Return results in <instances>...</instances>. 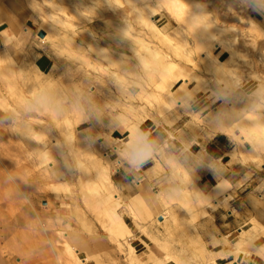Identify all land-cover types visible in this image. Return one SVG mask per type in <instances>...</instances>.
<instances>
[{
  "label": "rangeland",
  "instance_id": "1",
  "mask_svg": "<svg viewBox=\"0 0 264 264\" xmlns=\"http://www.w3.org/2000/svg\"><path fill=\"white\" fill-rule=\"evenodd\" d=\"M9 1L16 13L15 27L12 23L6 29L0 27V256L13 264H129L125 258L128 244L136 242L116 222L129 227L132 219L139 231L161 248L134 249L141 264H156L153 254L163 264L213 261L194 239V225L207 210L221 204L227 207L237 185L231 188L227 181L229 194L219 198L222 202L211 203L208 192H202L178 162L180 170L169 168L149 186L160 203L158 211H151L144 209L140 199L125 198L120 192L119 199L106 198L97 177L110 171L113 178L120 157L130 159L132 152L127 135L115 146L117 154L109 156L105 144L115 140L107 130L138 123L151 111L165 114L175 107L176 103L167 106L173 99L177 102L175 95L186 101L184 91L192 82L190 75L201 77L208 88L213 80L216 88L211 94L226 96L216 79L220 66L216 72L212 70L217 61H225L213 54L217 46L234 53L229 51L226 59L236 70L230 93L245 83L247 97L255 99L253 111L264 98V20L257 15L259 22H255L261 29L249 32L248 12L255 8L264 14V0H195L205 18L223 28L216 36L208 35V40L234 41L228 49L204 43L202 59L195 54L193 40L206 28L197 20V7H190L192 0ZM143 15H150V22ZM141 16L146 19L144 25ZM145 25H157L160 38L151 44L161 57L158 52L148 54L131 38L143 36L140 27ZM39 31H44L43 37L38 36ZM204 35L207 38V32ZM172 37L176 38L169 44L167 38ZM34 40L47 45L55 60L46 75L33 69L26 54ZM186 50L192 51V58ZM108 51L115 55L106 60L100 53ZM116 51L122 52L123 58L121 53L117 57ZM234 129L238 135L233 134ZM229 132L237 142L232 158L259 169L264 163V128L255 119H240ZM94 153L100 155L105 168L97 164ZM249 177L247 173L238 185ZM159 214L164 220L158 221ZM153 229L160 236H153Z\"/></svg>",
  "mask_w": 264,
  "mask_h": 264
},
{
  "label": "crops",
  "instance_id": "2",
  "mask_svg": "<svg viewBox=\"0 0 264 264\" xmlns=\"http://www.w3.org/2000/svg\"><path fill=\"white\" fill-rule=\"evenodd\" d=\"M252 10L248 12L251 19L259 22V15L264 20V14L255 8ZM15 16L10 1L0 0L1 30L8 28L10 23L15 27ZM159 19L160 17L157 20ZM167 24L168 22L165 23ZM26 54L31 57L36 72L43 75L51 72L55 60L48 46L42 41L34 40L30 43ZM213 54L219 60L229 58L228 52L219 46L215 47ZM182 81L180 80V83ZM194 84L192 81L188 86ZM208 86L210 91L216 88L213 80H210ZM132 88L131 86L129 93L133 95ZM246 89L243 83L232 93L225 92L224 97H215L209 90L198 91L186 105L176 104L163 114L164 116L159 115L157 110L151 111L138 123L147 147L151 149L150 156L142 164H132L129 159L120 157L112 178L123 197H132L139 192L138 185L142 184L143 179L145 182L142 185L154 186L169 170L166 159L173 155L185 166L202 192H208L222 179L229 181L231 188L237 185L235 190L230 192L232 199L227 207L221 204L207 210V214L194 225V239H197L201 249H205L206 256L214 259L215 264H264V258L253 252L246 251L247 254L244 251V255L240 252L236 256L233 253V243L237 241L241 230L250 228L253 219L264 224V163L256 169L252 163L234 160L230 154L237 142L229 129L245 113L251 111L255 103L254 98L247 97ZM187 111H191L190 114ZM126 130L118 125L107 130L109 138L115 140L105 144L109 156L117 154L115 146L127 138ZM233 134L238 135V130L234 129ZM247 173H250V177L238 185ZM127 224L136 242L134 249H161L153 243L147 233L139 231L132 219ZM151 232L153 236H160L154 229ZM262 244L264 235H259L253 240L255 247ZM174 249H181V246H175ZM153 256L156 257L155 254ZM0 264L13 263L0 256Z\"/></svg>",
  "mask_w": 264,
  "mask_h": 264
},
{
  "label": "bare ground",
  "instance_id": "3",
  "mask_svg": "<svg viewBox=\"0 0 264 264\" xmlns=\"http://www.w3.org/2000/svg\"><path fill=\"white\" fill-rule=\"evenodd\" d=\"M118 2H119V0H117ZM188 2V1H187ZM190 2V1H189ZM198 2V1H197ZM195 0L193 1H191L190 2V7H191V9H193V7H197V8H195V10H199L198 12H196L195 10H194V12L195 13H198V15H196V17H197V20L198 19H200L201 20V25H203V26H205L204 27V29L206 28V31L204 30V32L202 33L203 34V37H201L202 36V34L201 33H198V35L199 34H201V36L199 37V36H196V37H194V39L195 40H193L194 42H195V45H196V48H195V45L193 46L194 47V50L196 49V55H198V56H200L201 57V59L202 58H205V56H204V51H203V49H201V46L202 45H204V43H209V44H213V45H225L226 47H227V49L229 48V46H230V44L232 43V42H234V41H232V42H230V43H228V44H226L224 41H217V42H211L212 40L210 39V41L208 40L210 37H212V36H216L217 34H219L220 32H222V27H220V26H217L216 24H214L211 20H209V18L207 17V18H205V16H204V14H202V7H201V5H200V3H197ZM70 3V2H69ZM73 3V2H72ZM79 3H80V0H79ZM121 3V2H120ZM57 4V3H56ZM74 5H75V3H73ZM72 4V5H73ZM127 4V3H126ZM131 4H133L132 2H131ZM77 5V4H76ZM79 5L80 4H78L77 6L79 7ZM194 5V6H193ZM58 6V5H57ZM66 6V5H65ZM69 6H71V4L69 5ZM83 6V5H82ZM133 6V5H132ZM140 5H138L137 7V9H138V12H139V10L142 8V6H141V8L139 7ZM63 7V6H62ZM67 8H68V4H67V6H66ZM81 7V6H80ZM79 7V8H80ZM205 7V6H204ZM66 8V9H67ZM72 7H70V9H71ZM85 8V7H84ZM87 8V7H86ZM94 8V7H93ZM108 8V7H107ZM199 8V9H198ZM75 9H78V8H75ZM74 9V10H75ZM109 9V8H108ZM169 9L171 10V9H173L172 7H169ZM174 9H176V8H174ZM72 10V9H71ZM112 10V9H111ZM110 10V11H111ZM77 10H75L74 12H76ZM80 11V10H79ZM106 11H107V9H106ZM141 11V10H140ZM145 11V10H144ZM193 11V10H192ZM62 12V11H61ZM142 12V11H141ZM140 12V14L142 15V13ZM146 12H148V11H146ZM63 13H65L64 11H63ZM68 13V12H67ZM135 13H137V12H135ZM154 13V12H153ZM84 14V13H83ZM147 14V13H146ZM155 14V13H154ZM85 15H87V14H85ZM148 15V14H147ZM208 15V14H207ZM68 16V15H67ZM70 16H72L71 15V13H70ZM136 16H137V14H136ZM140 16V15H139ZM150 16V15H149ZM149 16H148V18H149ZM194 16H195V14H194ZM138 17V16H137ZM145 16L143 15V18H144ZM172 17V16H171ZM195 17V18H196ZM71 18V17H70ZM141 18H142V16H141ZM142 18V20L140 19V22H142L143 24L142 25H144V22L143 21H146V19H148L147 18V16L145 17L146 19L144 20ZM174 18V17H173ZM135 19H136V17H135ZM177 19H178V17H177ZM137 20V19H136ZM149 20V22H150V19H148ZM196 20V21H197ZM246 20V19H245ZM249 21V20H248ZM200 22V21H199ZM139 23V22H138ZM198 23V22H197ZM250 25H249V27H248V29H249V32H251L253 29H261L260 27H259V25L253 20V19H250ZM146 24V23H145ZM140 25V24H139ZM153 25H155V23L153 24ZM182 25V24H181ZM200 25V26H201ZM72 26V25H71ZM146 26V25H145ZM145 26H143V27H145ZM157 26V25H156ZM156 26H146L147 28H145V29H143V27L141 28L140 27V29L142 30V33H143V36L141 35V36H135V35H130L131 36V38L132 39H134V40H136V41H138L140 44H142V46H143V48H144V51L145 52H147L148 54L150 53V54H152V53H157V54H159V50H158V48H155V46H153V44H151L152 42H153V40L156 38V40H157V38L160 36V31L158 30V28L156 27ZM203 26H202V28H203ZM201 28V27H200ZM185 30V29H184ZM202 31H203V29H202ZM201 31V32H202ZM205 32H207V38H205L204 39V33ZM223 32H224V30H223ZM248 32V30H247V33H249ZM162 33V32H161ZM225 33V32H224ZM163 35V34H162ZM165 35V34H164ZM167 35V34H166ZM175 35V34H174ZM188 35H189V33H188ZM208 35L210 36V37H208ZM224 35V34H223ZM177 36V35H176ZM180 36V35H179ZM195 36V35H194ZM220 36V35H219ZM147 37V39H145ZM160 38V37H159ZM176 38V37H175ZM174 37H172V38H167V40H168V42H169V44H173V42L172 43H170L171 41H172V39H175ZM221 38H222V36H221ZM178 39V38H177ZM179 39H180V37H179ZM212 39H216V38H212ZM224 39V38H223ZM216 40H218V39H216ZM215 40V41H216ZM132 41V40H131ZM174 41V40H173ZM155 42V41H154ZM177 42V41H176ZM179 42V41H178ZM93 43V42H92ZM157 44V43H156ZM177 44V43H176ZM176 44H174V45H176ZM137 45V44H136ZM91 46V45H90ZM139 46V45H138ZM97 47H99V46H97ZM101 48V47H100ZM99 48V50L101 51V49ZM103 48V47H102ZM233 48V46L231 47V49ZM190 49V48H189ZM188 49V50H189ZM230 49V48H229ZM228 49V53L230 54V52L232 51V50H229ZM92 50V49H91ZM94 50V49H93ZM98 49H96V51H97ZM105 51H106V48L104 49ZM103 50V51H104ZM109 50V49H108ZM188 50H186V51H188ZM111 51V50H110ZM110 51H108L107 53H104V52H102V53H100V55L102 56V57H105L106 58V60H109V59H111L114 55H115V53H112V52H110ZM230 51V52H229ZM235 52L237 51V50H234ZM92 52V51H91ZM98 52V51H97ZM189 52H191L190 53V55H191V58H192V51H188V53ZM120 53H121V55H120ZM134 53V52H133ZM141 53V52H140ZM155 53V54H156ZM181 53V52H180ZM231 53H233V52H231ZM116 54H117V51H116ZM125 54V53H124ZM127 54V53H126ZM168 54V53H167ZM234 54V53H233ZM121 56V58H123L122 57V52H118V54L116 55L117 57L118 56ZM142 55V54H141ZM160 55V54H159ZM182 55H184V54H182ZM232 55V54H231ZM124 56H126V55H124ZM140 56V55H139ZM158 56V55H157ZM156 56V57H157ZM162 55H160L159 57H161ZM187 54H186V58H187ZM198 56H197V58H198ZM230 56V55H229ZM90 57V56H89ZM127 57H129V56H127ZM127 57H125V59H128ZM120 58V57H119ZM120 58V59H121ZM132 58H134L135 59V57H132ZM141 58V57H140ZM144 58V57H143ZM164 58V57H163ZM232 58V57H231ZM235 58V57H234ZM124 59V60H125ZM162 59V58H161ZM189 59V63H190V58H188ZM142 60V59H141ZM192 60V59H191ZM194 60V59H193ZM232 60V59H231ZM166 61V59L164 60V62ZM168 61H170V60H168ZM128 62V61H127ZM143 62V61H142ZM146 62V61H145ZM167 62V61H166ZM165 62V63H166ZM172 62V61H171ZM196 62V61H195ZM136 63V62H135ZM167 63H170V62H167ZM173 63H175V62H173ZM148 64V63H147ZM161 64V63H160ZM172 65H176V64H172ZM178 65V64H177ZM194 65V64H193ZM217 65V66H216ZM125 66V65H124ZM218 66H220L218 69H219V71H218V73L219 74H217V76H216V79L219 81V83L221 84V86H222V88L223 89H225L226 90V92L227 93H230L232 90H233V87H231V85H232V83H233V81L236 79L235 78V76H236V73H235V67L233 68L232 67V65L231 66H229L228 64H227V62H226V60L225 61H217L216 63H215V66H214V68L212 69L213 71L215 70V69H217L216 67H218ZM108 67V66H107ZM166 67V66H165ZM176 67V66H175ZM179 67V66H178ZM177 67V68H178ZM122 68V67H121ZM120 68V69H121ZM143 68V67H142ZM169 68V67H168ZM164 69V68H163ZM167 69V68H166ZM207 70H208V68H207ZM163 71V70H162ZM209 71H210V69H209ZM212 71H210V73H211ZM215 72H216V70H215ZM214 72V73H215ZM241 72H243V71H241ZM113 73V72H112ZM164 73V72H163ZM248 73V72H247ZM140 75V74H139ZM214 75H216V74H214ZM241 75H243V74H241ZM190 78H192V81H194L195 82V84L194 85H192L191 87H188L184 92L186 93V96H187V98H186V101H183V98L182 97H180V96H178V95H175L174 97H175V100H177V102H179L180 104H181V106H184V105H186L187 103H188V101L190 100V99H192L194 96H195V94L198 92V91H207V90H209V88L206 86V84H205V82H204V80L203 79H201V77H195V76H191L190 75ZM124 81V80H123ZM206 81V80H205ZM208 81H206V83H207ZM149 86V85H148ZM159 87H158V91H159ZM156 91V90H155ZM210 91V90H209ZM212 91V90H211ZM210 91V92H211ZM159 92H161V90L159 91ZM162 92H163V90H162ZM156 93V92H155ZM212 93V92H211ZM157 94V93H156ZM167 95V94H166ZM261 95H264V93H262ZM172 96V95H171ZM173 97V98H174ZM261 97V96H260ZM157 98V97H156ZM169 98H171V97H169ZM168 98V101H171L172 99H169ZM262 98V97H261ZM260 98V99H261ZM164 100H165V96H164ZM166 101H167V99H166ZM177 102L176 101H174V99L172 100V102H167V103H169L167 106L169 107V106H171V104H174V103H176L177 104ZM161 103V102H160ZM163 103L165 104V102L163 101ZM171 103V104H170ZM157 106V105H156ZM165 106V105H164ZM185 108V107H184ZM189 108V107H188ZM185 110V109H184ZM166 112V111H165ZM190 112L191 111H187V113H189L190 114ZM164 114V113H163ZM160 115H162L161 113H160ZM164 116V115H163ZM143 118V117H142ZM242 120H245V119H255L256 121H257V123H258V125H259V127H262V128H264V98H262V101H259V102H257L256 104H255V108L253 109V111H251V112H247V113H245V115L241 118ZM19 120V119H18ZM130 122H131V120H129ZM134 122V121H133ZM128 123V122H127ZM139 123V122H138ZM138 123H128V125L127 126H125V128L127 129L126 131L128 132V133H126L127 135H129V137H131V139L128 137L127 138V144H128V146L133 150V144H134V139H135V137H136V135L138 134V133H141L140 132V130H139V128H138ZM262 143H264V141H262ZM149 147V146H148ZM58 148H60L59 146H58ZM59 150V149H58ZM60 151V150H59ZM58 151V152H59ZM95 151V150H94ZM61 152V151H60ZM96 152H98V151H96ZM60 154H62L63 155V153H60ZM93 154V153H92ZM95 155H94V157L96 156V158H95V160L97 161V164L100 166V167H102V168H105V166L103 165V164H101L102 162H100L101 161V158H100V155L99 154H97V153H94ZM150 154H151V149L150 148H148V155L146 156V158L147 157H149L150 156ZM61 156V155H60ZM93 156V155H92ZM173 156V155H172ZM172 156H170V157H168V165H169V167L171 168V169H173L174 171L175 170H180L181 169V166H180V164L178 163V161H177V159H175V158H173ZM68 157V156H67ZM93 157V158H94ZM145 158V159H146ZM63 159V158H62ZM201 159V158H200ZM58 162V161H57ZM56 162V163H57ZM210 162H212V161H210ZM167 163V162H166ZM68 166H69V174H70V176H71V173H72V170H71V167H70V165L69 164H67ZM160 165V164H159ZM165 165H167V164H165ZM60 167V166H59ZM153 167V166H152ZM61 169V168H60ZM164 169V168H163ZM110 172V171H109ZM108 171H106L105 173H104V175H101V176H99V177H97V182H98V185H99V187H100V189L101 190H103L104 191V193L106 194V198H110V197H118V199H119V197H120V194H119V190L117 189V187H116V185H115V183H114V181H113V179L111 178V175H110V173H109ZM74 173V172H73ZM77 176V175H76ZM80 176V175H79ZM222 179V178H221ZM78 180V179H77ZM144 180V179H143ZM138 184H139V182H138ZM138 187H139V192H138V194H135L133 197H134V199H140V201H141V204H142V206L144 207V209H146V210H154V211H158V209H159V205H160V203H159V201H158V199H157V197H156V195L155 194H153L151 191H150V189H149V187L147 186V185H138ZM228 187H229V183L227 182V180L226 179H222L220 182H218V184L217 185H215V186H213L209 191H208V198L211 200V203L212 202H216V204L217 203H219V202H222V201H220L219 200V198L220 197H223V196H227L228 195ZM179 191L177 190L176 191V194H177V196L178 195H180L179 193H178ZM102 194H103V192H102ZM136 197V198H135ZM111 199V198H110ZM117 199V198H116ZM226 203V202H225ZM140 206V205H139ZM224 206V205H223ZM143 211V210H142ZM145 213H146V211H144ZM148 213V212H147ZM150 213V212H149ZM158 216V221H160L161 219H163L164 220V216L163 215H161V214H159V215H157ZM148 220V219H147ZM162 220V221H163ZM116 223H119L120 224V226H122L123 228H124V230L126 231V233L127 234H129L130 236L132 235V231H131V229L125 224V223H123V222H116ZM161 223V222H160ZM141 229V228H140ZM143 231V230H142ZM259 235H264V224H262V223H260L259 221H257V220H255V219H253L252 220V225H251V227L250 228H248V229H244V230H241V232H240V234L238 235L239 237H238V239H237V241L236 242H234L233 243V247H234V250H233V253H234V255L236 256V255H238V253H240V252H242V254L244 253V251L246 252V251H248V252H253L254 254H256V255H259L260 257H262V258H264V244H262L261 246H259V247H255V246H253V240H255L256 239V237L257 236H259ZM127 238V237H126ZM126 238H125V240H126ZM126 242V241H125ZM53 243V242H52ZM52 243H51V245H52ZM53 244H55V243H53ZM54 246V245H53ZM56 246V245H55ZM232 247V248H233ZM248 252H246L247 254H248ZM121 253H123V251L121 252ZM244 255V254H243ZM251 255V254H250ZM148 256V255H147ZM234 256V257H235ZM258 257V256H257ZM125 258H126V260L128 261V263L129 264H135V261H136V263L137 264H141L140 263V261H138L137 260V257H136V255H135V251H134V247L131 245V244H128V251L126 252V254H125ZM148 258H149V256H148ZM150 259V258H149ZM155 259H156V264H163L162 263V261L160 260V258L158 259V257H155ZM235 259H237V258H235ZM155 261V260H154ZM209 262V261H208ZM233 263V262H232ZM207 264H215V261H211V262H209V263H207ZM230 264V263H229Z\"/></svg>",
  "mask_w": 264,
  "mask_h": 264
},
{
  "label": "clouds",
  "instance_id": "4",
  "mask_svg": "<svg viewBox=\"0 0 264 264\" xmlns=\"http://www.w3.org/2000/svg\"><path fill=\"white\" fill-rule=\"evenodd\" d=\"M147 155L148 147L145 142V137L142 133H138L134 139L133 150L130 153L129 162L132 164H142Z\"/></svg>",
  "mask_w": 264,
  "mask_h": 264
},
{
  "label": "water",
  "instance_id": "5",
  "mask_svg": "<svg viewBox=\"0 0 264 264\" xmlns=\"http://www.w3.org/2000/svg\"><path fill=\"white\" fill-rule=\"evenodd\" d=\"M38 36H39V37H43V36H44V31H39V32H38Z\"/></svg>",
  "mask_w": 264,
  "mask_h": 264
}]
</instances>
